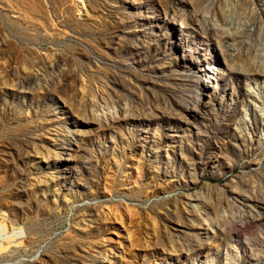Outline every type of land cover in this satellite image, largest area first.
<instances>
[{
    "label": "rangeland",
    "instance_id": "obj_1",
    "mask_svg": "<svg viewBox=\"0 0 264 264\" xmlns=\"http://www.w3.org/2000/svg\"><path fill=\"white\" fill-rule=\"evenodd\" d=\"M0 264H264V0H0Z\"/></svg>",
    "mask_w": 264,
    "mask_h": 264
}]
</instances>
